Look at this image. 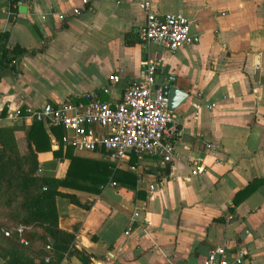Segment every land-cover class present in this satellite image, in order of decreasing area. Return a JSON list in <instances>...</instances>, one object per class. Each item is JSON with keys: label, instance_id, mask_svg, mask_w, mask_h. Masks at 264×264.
I'll return each mask as SVG.
<instances>
[{"label": "crops", "instance_id": "0c3cea01", "mask_svg": "<svg viewBox=\"0 0 264 264\" xmlns=\"http://www.w3.org/2000/svg\"><path fill=\"white\" fill-rule=\"evenodd\" d=\"M15 1L0 0V33H8L7 46L36 52L18 60L16 75L0 77V127L17 128L24 160L35 120L29 108L84 102L85 94L118 101L148 61L167 67L188 94L174 110V160L131 154L115 167L136 175V191L112 182L99 192L59 188L78 203L55 198L58 226L74 234L88 264H202L216 246L228 262L243 250V264H264V0H151L155 11L192 21L190 40L176 50L142 43L140 0ZM44 124L49 149L34 150L41 175L63 178L66 153L113 166L103 149L76 148L72 132ZM194 164L204 173L192 175ZM59 264L85 263L73 254Z\"/></svg>", "mask_w": 264, "mask_h": 264}, {"label": "built area", "instance_id": "2783aa9c", "mask_svg": "<svg viewBox=\"0 0 264 264\" xmlns=\"http://www.w3.org/2000/svg\"><path fill=\"white\" fill-rule=\"evenodd\" d=\"M90 0H83L89 4ZM22 4L16 0L15 4ZM141 9L145 13V21L138 29V36L144 44H157L176 50L190 40V26L192 21L177 12H158L152 7L151 0H140ZM74 14L78 9L73 10ZM43 17V16H42ZM157 64L148 61L142 78L129 85L123 91L121 98L115 102L101 101L93 94H85L84 102L64 101L57 105L44 104L39 109H28V115L35 120H41L50 126H62L73 133L69 144L76 148L93 151L103 149L109 162L114 167L131 154L138 161L145 156H155L162 163H171L175 157L177 129V115L168 106V97L155 89V70ZM111 79L114 77L111 76ZM215 104L207 105L208 108ZM19 115L15 112L13 117ZM104 128V132L96 134L92 125ZM213 151L215 144H207ZM204 167L199 164L190 166L192 175L203 174ZM37 174L42 170L37 167ZM155 185H149L152 195ZM144 208L134 210L131 220H135ZM131 223L124 234L128 235ZM25 225H17L4 230L5 236L16 234L20 244H29L26 238ZM48 248V247H47ZM244 251L238 250L232 261L226 259L224 246H216L208 253L202 264H243ZM48 262V258H45Z\"/></svg>", "mask_w": 264, "mask_h": 264}, {"label": "trees", "instance_id": "16d2710c", "mask_svg": "<svg viewBox=\"0 0 264 264\" xmlns=\"http://www.w3.org/2000/svg\"><path fill=\"white\" fill-rule=\"evenodd\" d=\"M7 39V32L0 33V77L7 72L16 75L18 60L26 53L36 52L19 45L9 47ZM44 123L34 120L27 132L29 157L26 160L15 140L17 128L0 127V260L3 264H59L65 257L76 254L88 264L89 256L85 251L74 248V234L58 226L55 198L64 196L78 203L74 194L59 188L99 192L100 186L112 182L136 191L137 177L108 163L82 159L70 153H66L70 162L63 178L37 174L34 150L49 149ZM42 141H46V146ZM59 152L54 154L59 155ZM17 225L28 227L25 235L29 244L26 246L18 242L16 234L4 235V230ZM46 234L53 238V245L49 244Z\"/></svg>", "mask_w": 264, "mask_h": 264}, {"label": "water", "instance_id": "95a60500", "mask_svg": "<svg viewBox=\"0 0 264 264\" xmlns=\"http://www.w3.org/2000/svg\"><path fill=\"white\" fill-rule=\"evenodd\" d=\"M155 89H159L162 95L168 97V106L175 110L182 102L185 101L188 94L175 85V78L168 73V68H156L155 70ZM50 245L54 244L50 234H46Z\"/></svg>", "mask_w": 264, "mask_h": 264}]
</instances>
